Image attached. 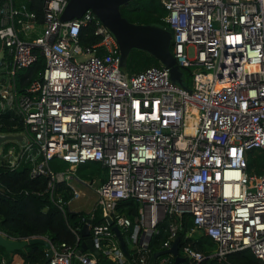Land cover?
Returning a JSON list of instances; mask_svg holds the SVG:
<instances>
[{
    "label": "built area",
    "instance_id": "1",
    "mask_svg": "<svg viewBox=\"0 0 264 264\" xmlns=\"http://www.w3.org/2000/svg\"><path fill=\"white\" fill-rule=\"evenodd\" d=\"M68 1L42 0V23L23 1L0 4V136L20 137L0 143V168L27 163L31 177H49L52 200L65 182L69 201L79 194L72 181L94 183L77 166L102 168L82 220L88 236L82 227L75 244L42 236L49 260L21 264H200L208 255L191 245L200 237L215 243L219 264L243 250L264 264V0H161L185 87L162 65L125 73L115 36L91 10L60 20ZM87 23L99 41L83 46ZM39 56L44 67L23 86L19 72ZM258 155L262 171H249ZM53 158L68 166L52 171ZM126 199L137 204L133 220L117 210ZM87 238L99 255L78 253Z\"/></svg>",
    "mask_w": 264,
    "mask_h": 264
},
{
    "label": "trees",
    "instance_id": "2",
    "mask_svg": "<svg viewBox=\"0 0 264 264\" xmlns=\"http://www.w3.org/2000/svg\"><path fill=\"white\" fill-rule=\"evenodd\" d=\"M22 1L29 10L36 13L38 23H42L44 19L42 0H14L15 4ZM2 2L3 0H0V4ZM120 12L130 22L141 24L157 23L168 28V24L164 21L167 11L161 0H133L121 5ZM98 41L99 37L94 34V25L92 23H87L81 28L79 35L81 45L88 46ZM150 66L159 67L161 63L145 51L132 49L127 56L123 71L128 75H133ZM43 67L44 58L39 56L33 66L20 71L19 76L23 86H26ZM1 131L7 132V129H1ZM260 158V155L249 157V171L252 168H254L256 173L262 171L263 166ZM67 166V163L58 158H53L49 161V167L54 172L64 170ZM101 171L100 163L94 161H86L79 164L76 168V173L81 179L90 181L98 179L102 173ZM48 181L49 177L44 175L31 177L30 165L27 163L20 165L13 171L0 168V230L7 237L21 240L33 236H46L54 243H76V236L73 230L79 232L80 227H82V220L87 214L84 211L69 209L68 201L72 195L70 188L65 182H55L53 190L54 200H52L49 192L45 191ZM58 197L63 200L62 209L55 203ZM117 210L125 213L133 220L137 213V204L133 199H126L119 203ZM101 220L99 211H96L92 222H100ZM159 237H163L162 233ZM191 241V245L194 248L208 255L200 264H219L215 258L209 256L215 250V243L210 238L200 237ZM45 253L46 248L38 243L28 244L24 248L14 251L13 256L0 246V264H12L16 255L24 263H44ZM98 260L102 264H110L102 256H99ZM259 263L249 250H243L229 254L228 262L223 264Z\"/></svg>",
    "mask_w": 264,
    "mask_h": 264
},
{
    "label": "water",
    "instance_id": "3",
    "mask_svg": "<svg viewBox=\"0 0 264 264\" xmlns=\"http://www.w3.org/2000/svg\"><path fill=\"white\" fill-rule=\"evenodd\" d=\"M130 1L133 0H69L60 13V20L63 22L70 21L74 18L81 17L87 10H91L115 36L120 50V65L122 68L126 64L129 52L132 49H139L152 55L162 66L169 70V76L172 81L185 87L181 78L182 70L176 64V60L170 49L172 38L171 31L157 23L141 24L130 22L127 18L122 16L120 12V6ZM14 138L20 139L19 136H0V143ZM89 223L90 220L88 219L82 226L80 232L82 237L88 236ZM109 223L111 224L112 221L109 220ZM112 228L120 241L121 247L127 253L119 228L117 226H113ZM178 241L179 238H176L169 250L170 252L174 254L177 253ZM35 243L41 244L48 249L45 257V262H47L51 256V250L49 249L48 241L44 237L35 236L28 239L17 240L0 234V246L6 249L11 256H13L14 251L22 249L28 244ZM86 249H90L96 255H99V251L94 248L93 242L89 238L81 242L78 253ZM181 260L182 259L178 257L173 264H177Z\"/></svg>",
    "mask_w": 264,
    "mask_h": 264
},
{
    "label": "rangeland",
    "instance_id": "4",
    "mask_svg": "<svg viewBox=\"0 0 264 264\" xmlns=\"http://www.w3.org/2000/svg\"><path fill=\"white\" fill-rule=\"evenodd\" d=\"M189 55L193 56V48L189 50ZM80 57V56H79ZM183 79L188 85L192 84V77L189 73V71L183 72ZM99 181L98 179H94V183L92 186H89L88 183H80L77 181H72L71 184L79 190V194L77 197H74L71 201L68 203V207L70 210L73 211H85L89 210L93 207L94 201H95V192L94 187L98 185Z\"/></svg>",
    "mask_w": 264,
    "mask_h": 264
},
{
    "label": "crops",
    "instance_id": "5",
    "mask_svg": "<svg viewBox=\"0 0 264 264\" xmlns=\"http://www.w3.org/2000/svg\"><path fill=\"white\" fill-rule=\"evenodd\" d=\"M90 210V209H89ZM89 210H86V212H88ZM80 211H82V210H80ZM85 212V211H84ZM14 264H21V262H22V260H21V258L19 257V256H14Z\"/></svg>",
    "mask_w": 264,
    "mask_h": 264
}]
</instances>
